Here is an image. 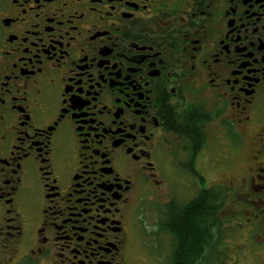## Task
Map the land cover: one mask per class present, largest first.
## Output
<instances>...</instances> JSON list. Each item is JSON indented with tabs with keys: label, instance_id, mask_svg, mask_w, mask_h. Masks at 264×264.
<instances>
[{
	"label": "flooded vegetation",
	"instance_id": "obj_1",
	"mask_svg": "<svg viewBox=\"0 0 264 264\" xmlns=\"http://www.w3.org/2000/svg\"><path fill=\"white\" fill-rule=\"evenodd\" d=\"M227 149L261 227L264 0H0V264H136L142 227L167 264L184 204L143 202Z\"/></svg>",
	"mask_w": 264,
	"mask_h": 264
},
{
	"label": "rangeland",
	"instance_id": "obj_2",
	"mask_svg": "<svg viewBox=\"0 0 264 264\" xmlns=\"http://www.w3.org/2000/svg\"><path fill=\"white\" fill-rule=\"evenodd\" d=\"M231 151L230 149L225 151L228 159L225 161V165L222 169L216 165L214 166L210 163L207 164V170L209 172V187L213 188L217 185L232 189L230 195L231 198L226 202L224 210L220 213V219H222L225 224L222 227L223 231L220 236V240L222 241L216 251L218 252L217 257L219 256L218 262L210 261L207 264H235L236 262H238L236 264H244L245 262H248L245 261L243 255V252H247L243 249V244L245 243L249 246L248 254L250 260L252 257H256L255 254L261 255V259H264V250L256 249L257 247H262L264 244V218H262L261 227H258L256 219H253V223L250 224L251 218H254L250 214V210L254 211L251 209V206H249L250 197L239 196L241 194H239V190H237L242 184H244L246 179L244 169V165L246 166V163L244 162L246 157L242 156L239 159H236ZM247 151V148L243 149L245 154H247ZM211 156L212 158L214 157V155ZM200 167L202 168L201 164ZM178 179L180 178L173 177L171 184L167 187L168 190L162 193V197L153 196L151 201L147 200L146 202H143V210H141L143 216L141 217L143 221L149 222L147 224L148 227L160 216V213L163 211L162 206L164 201L174 199L179 204H185L193 200L202 188L197 181H194L192 184L184 183L185 185H182L178 182ZM182 182H184V180ZM253 206L258 210L264 209V205L259 204V202L255 205L253 204ZM142 228L143 231H141V235L136 233L135 236L139 250L136 264H152V258L150 259L151 255L147 251V247L151 240L148 237V232H146L145 227ZM143 243L147 247L144 246ZM160 243L165 246V251H167L169 244L165 241H160ZM235 250L239 252L238 255L235 253ZM163 256L164 255H162V257ZM157 263L162 264V260Z\"/></svg>",
	"mask_w": 264,
	"mask_h": 264
},
{
	"label": "trees",
	"instance_id": "obj_3",
	"mask_svg": "<svg viewBox=\"0 0 264 264\" xmlns=\"http://www.w3.org/2000/svg\"><path fill=\"white\" fill-rule=\"evenodd\" d=\"M229 189H202L195 199L183 208H169L170 214L163 229L177 242L167 264H207L209 253L218 247L222 227L220 213L228 202Z\"/></svg>",
	"mask_w": 264,
	"mask_h": 264
}]
</instances>
